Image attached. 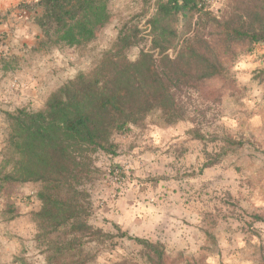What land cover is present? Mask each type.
<instances>
[{"label":"rangeland","instance_id":"374dc122","mask_svg":"<svg viewBox=\"0 0 264 264\" xmlns=\"http://www.w3.org/2000/svg\"><path fill=\"white\" fill-rule=\"evenodd\" d=\"M226 4L207 0L218 17ZM144 7V0H111V21L79 48L39 53V34L0 39V50L9 46L0 52V162L10 131L6 114L44 110L52 93L95 68L121 27ZM22 9L32 20L26 30L32 35L37 7ZM145 24L142 19L139 27L146 35ZM142 49L149 44L133 49L130 59ZM262 69L264 44L228 65L217 80L187 92L184 120L165 124L151 114L129 134L115 136L117 156L96 153L101 174L92 187V223L117 224L130 236L160 243L170 264H264V187L252 179L264 170V86L255 79ZM227 138L236 144L228 147ZM39 189L0 185V264H45L34 241ZM139 250L119 241L102 249L95 264L131 258Z\"/></svg>","mask_w":264,"mask_h":264},{"label":"trees","instance_id":"16d2710c","mask_svg":"<svg viewBox=\"0 0 264 264\" xmlns=\"http://www.w3.org/2000/svg\"><path fill=\"white\" fill-rule=\"evenodd\" d=\"M110 2L41 0L35 51L89 44L111 21ZM144 3L95 68L52 93L44 110L6 114L10 131L0 185H40L34 241L45 264H95L102 249L116 248L119 241L140 250L111 264H170L160 243L130 236L117 224L92 223V187L101 174L95 154L117 156L115 136L129 134L151 114L165 124L184 120L187 92L217 80L228 65L264 44V0H227L222 17L207 0ZM142 19L146 35L139 27ZM147 44L148 50L130 59L133 49ZM255 79L264 86V69ZM226 144L236 143L227 138ZM252 179L264 187V170Z\"/></svg>","mask_w":264,"mask_h":264},{"label":"crops","instance_id":"0c3cea01","mask_svg":"<svg viewBox=\"0 0 264 264\" xmlns=\"http://www.w3.org/2000/svg\"><path fill=\"white\" fill-rule=\"evenodd\" d=\"M40 1L41 0H0V39L5 36H11V35L17 37V39H21L22 36H24L25 38L27 37L33 38L37 36V34H39L40 37L41 30L35 22V19L39 17L42 13V9L37 6V4ZM23 5H29V6L36 5L37 7L36 12H38V16L32 18L33 21L35 22V27L33 25L34 31L32 35L28 34L26 31L27 29L30 30L29 26H31V23H28V21H32V20H28L25 17V14L23 13V9H22ZM15 44L17 45V47L22 46L17 43ZM8 49L9 46L5 48L3 47L2 50H0V52L8 51Z\"/></svg>","mask_w":264,"mask_h":264}]
</instances>
